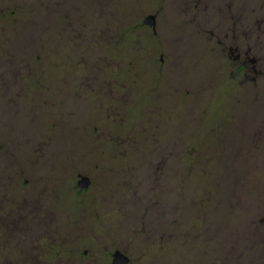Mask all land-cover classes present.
<instances>
[{"label": "rangeland", "instance_id": "1", "mask_svg": "<svg viewBox=\"0 0 264 264\" xmlns=\"http://www.w3.org/2000/svg\"><path fill=\"white\" fill-rule=\"evenodd\" d=\"M167 1L46 0L52 8L49 13L34 0H0V22L11 20L10 9L21 5L10 31L14 41H26L23 36L31 27L33 8L36 16H45L39 18L41 38H33L30 31L26 37L33 42L26 45L42 57L48 74L56 77L63 71L74 82L54 86L48 114L33 118L18 136L14 121L0 128L2 137L11 133L20 143L35 133V138L52 139L49 162L31 160L21 144L13 146L14 155L0 154V166L8 167L6 173L14 177L7 186L12 202L4 208L14 211L18 198L23 199L13 223L18 244H23L21 255L28 254L25 247L42 243L46 262L60 258L63 264H76V258L82 264H111L109 253L122 246L131 264H153V259L154 264H175L176 258L185 264H209L208 252H190L188 236L165 242L161 250L158 246L149 254L153 248L149 246L157 242L149 239L163 234L153 235L160 228L154 220L162 218L163 228L173 232L175 224L166 216L179 205L184 217L189 215L180 222L190 229L189 235L195 232L193 222L210 215L223 231L237 226L218 195L226 193L235 164L255 168L260 151L238 152V139L244 118L245 127L251 128L264 117V108L258 104L253 110L252 93L239 89L246 72L239 73L230 58L215 51L219 44L209 51L205 41L194 36L193 27L179 21L187 16L176 17ZM155 12L156 33L145 22ZM260 15L264 19V9ZM181 31L179 38L176 34ZM82 53L97 67L92 76L95 88L78 92L75 78L83 67ZM110 107L117 108L118 115H106ZM243 110L253 115H238ZM162 143L167 150L180 144V160H167L172 155L167 151H148ZM173 169L168 176L163 174ZM78 174L90 177L88 187L78 185ZM205 191L211 193L208 201ZM130 208L151 220L145 229L139 217L128 212ZM237 212L240 222L245 210ZM51 227L59 233L51 232ZM100 235L108 242H101ZM45 237L55 246L50 248ZM15 240V236L6 239L11 245Z\"/></svg>", "mask_w": 264, "mask_h": 264}, {"label": "trees", "instance_id": "2", "mask_svg": "<svg viewBox=\"0 0 264 264\" xmlns=\"http://www.w3.org/2000/svg\"><path fill=\"white\" fill-rule=\"evenodd\" d=\"M34 1L39 2V0ZM39 6L48 12L52 9L46 0H41ZM20 8L21 5H14L9 11L11 20L7 19L6 22H0V128L3 125L8 126L10 121H14L16 122L15 131L17 132V136L21 132V129L33 118H38V115L48 114V107L53 102V95L55 93L54 86H66L67 80L73 82V78H66L63 71H60L56 77L55 75L52 76L51 73L48 74L47 70L49 68L43 64L42 57L31 52L26 45L32 43L33 38L36 36L41 38L40 33L43 26L39 18H44L45 16L40 17L39 14L36 16L35 8L29 13L30 16L33 14L32 21L28 20L31 23L29 32L32 31L33 38L26 37L27 33H29L27 32L23 36L26 40L25 42L12 40V38H15V34L12 31V37L10 31L12 30L13 22L18 19V10ZM2 15H5V13H2ZM260 32L263 36L264 28L261 29L260 27ZM81 61L83 67L77 72V78H75L78 83V92L80 90L83 91V89L89 90L95 88L93 86L95 82L92 78L93 63L88 60L85 53L81 54ZM27 90L30 93L29 96H26ZM78 102L81 103L80 98ZM245 122L242 127L246 129L244 133L248 134L247 127H245L248 122L247 119H245ZM253 126L256 133L253 136H245L250 139V143L244 149V152H251L252 150L256 152L260 151L254 164L255 168L251 169L250 166H245L240 169L235 164L232 167L233 175L226 193L218 195L220 196L219 203L224 204V207L222 206L224 210L234 216L235 222H238L237 226L229 232L223 231L220 228L219 222H217L218 226L214 225L213 216L210 215L209 217L199 218V224H194L193 222L191 227L195 232L193 235H189L190 229L185 227V225L182 226L180 223L188 220L189 215L185 214L184 217V211H179L177 215L169 212L166 217L171 219V223L175 224L176 229L171 233L168 232V228L162 230V235L160 232H153V235L160 234V236H157L160 240L149 239V241H157L154 246H149V248L153 247L149 250V254H154V248L158 246L161 250L165 242H172L177 237L181 239V237L185 238L188 236V240L192 243L189 245L190 252L193 254L197 253V255L208 252L210 258L209 264H264L262 262L264 261V219L261 217L264 216V123H255ZM2 135L0 132V154L4 156L14 155L15 148L13 146L19 147L23 145L24 147H21L31 153L29 156L36 163L50 160L51 138L47 139L42 135L39 139V137L35 138L34 136V138H27L25 143H20L19 140V142H16L13 139L11 133L7 134V138L5 136L2 137ZM160 142L164 141L160 140ZM6 169L8 167L0 166V264H44V257L42 255H38V260L35 261L34 259L33 253L37 250V247L24 246L25 248H29L27 255L25 252L21 255L19 251L20 249L22 251L23 244H18L19 240L13 230V223L18 220V214L4 208V205L10 204L13 198L10 192H7V186L13 181L14 177L8 175ZM3 173L7 174L5 179ZM168 174H171V171ZM22 176L25 177L26 175L22 174ZM254 176L256 177L253 179ZM203 197L207 201L212 198L211 193L208 191L203 193ZM19 200L18 198L15 210H19L20 208L21 202ZM238 208L245 210V213H241L242 220L240 222L237 219ZM10 236H15L16 238L13 245L8 244L6 241ZM45 238L49 242L50 247L55 246L54 240L48 237ZM202 241L205 242L204 246L200 245ZM40 246H42V243ZM37 251L39 252V250ZM11 252L13 256L10 255ZM151 257L154 258L155 256L152 255ZM247 258H251L252 261L244 260ZM172 262H175V264H185L180 262L178 258Z\"/></svg>", "mask_w": 264, "mask_h": 264}, {"label": "flooded vegetation", "instance_id": "3", "mask_svg": "<svg viewBox=\"0 0 264 264\" xmlns=\"http://www.w3.org/2000/svg\"><path fill=\"white\" fill-rule=\"evenodd\" d=\"M167 2H169L168 7L170 6V3L171 5L174 6L176 17H178L180 14L182 15L184 14L185 16H187L186 19H179V18L178 19L182 24H187L193 27L192 29H194V31H196L195 33H197L195 34L193 32L194 36L197 35L198 37L202 38L205 41V44L209 47V51H211L210 47L213 46L214 43L219 44L220 46L218 47L215 46L217 48L215 51L220 53L223 57L226 56L228 59L230 58L237 66V71L239 73L246 72L244 76L245 79L244 80L241 79L239 81V89L243 92L250 91L252 93L251 98L253 100V110L255 109V107H258V104H260V109H263L264 108V40L262 41V43L260 42V36H262L260 32V20H261L260 12L263 14L264 6L263 4L261 5L260 2L264 3V0H170ZM150 15H155V25H152V28L156 33L158 12L150 13L149 15H147L146 19H148ZM173 21L174 23L177 22L174 20V18ZM165 26H164V31H166ZM183 33L184 32L181 31L178 32L176 35L177 37L180 38L181 35L183 37ZM163 43L165 47L166 44L165 39ZM165 50L167 49L165 48ZM218 53H213V54L219 56ZM171 57L173 60L172 54ZM96 68H97L96 66H93V72H96ZM249 88L253 90H248ZM111 114L118 115L117 108L114 107L108 108V112L106 113V115H111ZM238 115H253V114L243 110L242 112H239ZM255 123H264V117L259 118ZM244 132H246V129L242 127L240 132L241 135L238 139L239 144L237 146V149L242 151L247 146H249L250 143V139H248L245 136L255 135L256 130L255 127L252 126L251 128H247L248 134H245ZM168 148H169L168 145L166 146L165 143H162L156 148L155 146L148 148V151L153 152V154L155 153L160 154V152L167 151L172 154L166 156L167 160L169 161L173 160V162L179 161L181 156L180 153L182 152L180 144L176 146H172L171 149H169L173 151V153L167 150ZM168 163L166 162L165 164L166 167H169L170 164ZM173 172L174 169L171 170V173ZM163 174L167 176L169 175L168 173L167 174L163 173ZM83 175L84 174H78L79 177ZM79 180H78V185H79ZM177 185L179 188L181 187L180 183ZM22 200L23 199H20L19 201L22 203ZM179 208L180 207L178 205V208H176L174 211V215L179 214ZM129 210L130 211L128 212L130 214L136 213L135 211L132 210V208H130ZM14 212L18 214L19 210H14ZM144 218L145 216L143 214L141 217H139V222L141 223L140 225L141 228L143 227L145 229L147 226L146 224L147 221L150 222L151 220L149 219L147 220ZM161 220L162 218L161 219L156 218L154 220V223L157 224L158 227H160L158 229H155V231L153 230L154 232H162V230H165L163 226L160 224L162 222ZM48 226L50 225L47 223L46 227ZM54 231H57V233H59L58 229L57 230L52 229L51 227V232ZM50 234L52 235L53 233ZM100 236L102 237L101 242H108L106 239L103 240L104 237L102 235ZM42 237H44V234H42ZM59 242H63V241H59ZM37 250H39V252ZM37 250L33 253L35 257L38 255L43 256L42 252H46V248L45 247L41 248V246H38ZM126 250L127 249L122 246L115 247L114 250L111 253H109V255H112L111 264H117L114 263L115 253L117 251H121L122 253H124L129 258V262L127 264H131L132 258L130 257L129 253ZM244 260L252 261L251 258H247ZM62 261L63 260H61L60 258H56L50 262H46V260L43 258L44 264L46 263L63 264ZM75 263L82 264L78 262L76 258H75ZM91 264H95V262L93 261Z\"/></svg>", "mask_w": 264, "mask_h": 264}, {"label": "water", "instance_id": "4", "mask_svg": "<svg viewBox=\"0 0 264 264\" xmlns=\"http://www.w3.org/2000/svg\"><path fill=\"white\" fill-rule=\"evenodd\" d=\"M146 23L150 25H155V15H150L148 19L145 20ZM90 184V177L87 175L81 176L79 180V185L81 187H88ZM129 262V258L122 253L121 251H117L115 253L114 263L117 264H127Z\"/></svg>", "mask_w": 264, "mask_h": 264}]
</instances>
